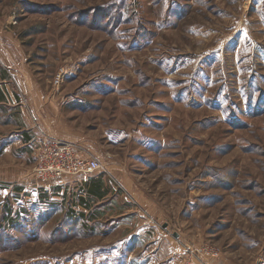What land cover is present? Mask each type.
Listing matches in <instances>:
<instances>
[{
	"label": "rangeland",
	"instance_id": "rangeland-1",
	"mask_svg": "<svg viewBox=\"0 0 264 264\" xmlns=\"http://www.w3.org/2000/svg\"><path fill=\"white\" fill-rule=\"evenodd\" d=\"M36 137L102 168L43 184ZM190 249L264 264V0H0V264Z\"/></svg>",
	"mask_w": 264,
	"mask_h": 264
},
{
	"label": "built area",
	"instance_id": "built-area-1",
	"mask_svg": "<svg viewBox=\"0 0 264 264\" xmlns=\"http://www.w3.org/2000/svg\"><path fill=\"white\" fill-rule=\"evenodd\" d=\"M60 77L57 78L59 82ZM102 168L101 162L83 155L75 143L46 137L39 139L36 146L34 172L39 181L48 184L69 175L93 174ZM192 257H199L205 264H212L217 252L205 253L201 249H190Z\"/></svg>",
	"mask_w": 264,
	"mask_h": 264
},
{
	"label": "crops",
	"instance_id": "crops-1",
	"mask_svg": "<svg viewBox=\"0 0 264 264\" xmlns=\"http://www.w3.org/2000/svg\"><path fill=\"white\" fill-rule=\"evenodd\" d=\"M37 138V137H36ZM29 139V138H28ZM39 139H41V138H39ZM39 139L37 138V139H35L36 140V144L38 143V141H39ZM32 140H34V139H32ZM32 140H30V142L32 141ZM34 140V141H35ZM33 142V141H32Z\"/></svg>",
	"mask_w": 264,
	"mask_h": 264
}]
</instances>
